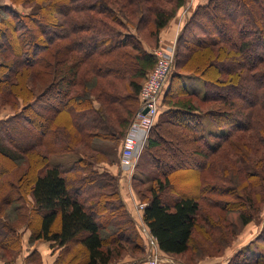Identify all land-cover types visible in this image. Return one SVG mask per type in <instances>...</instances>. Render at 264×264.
Here are the masks:
<instances>
[{
  "label": "trees",
  "instance_id": "obj_1",
  "mask_svg": "<svg viewBox=\"0 0 264 264\" xmlns=\"http://www.w3.org/2000/svg\"><path fill=\"white\" fill-rule=\"evenodd\" d=\"M8 1L10 5L0 6V88L11 94L18 82L14 80L22 77L19 85L25 95L17 94V99L26 103L18 114L50 141L36 147L40 169H32L28 191L23 187L22 206L12 212L17 221L9 222L0 213V248L9 255L5 259L0 254L1 260L14 261L21 248L19 230L26 228L29 244L49 243L57 253L54 264H113L128 249L143 254L135 260L144 262L142 240L115 178L94 165L118 162L142 83L156 63L146 46L157 47L161 31L186 0H33L35 9L27 14L14 7L30 8L29 0ZM174 69L162 94L167 110L158 116L143 148L159 178L143 201L142 220L169 258L189 251L200 202L217 197L199 172L210 164L208 155L245 132L255 136L254 151L264 155V0H207L198 5L178 39ZM185 75L200 78L202 95L184 87ZM26 77L29 86L22 81ZM7 100L5 105L12 107ZM200 115L217 127L228 126L212 136V144L203 135ZM161 126L177 131L174 145L159 134ZM8 129L0 130V156L20 163L22 157L5 144ZM49 146L48 156L74 152L78 157L70 168L51 166L40 155ZM242 164L254 171L246 172L247 177L257 174L249 161ZM171 173H178L181 181L194 178L195 185L190 191L177 189ZM9 186L13 189V183ZM239 197L247 212H238L236 223L226 218L234 224L233 232L228 238L222 233L196 255L213 249L222 253L263 205L251 195ZM110 227L116 232L107 236ZM242 262L264 264V251H250Z\"/></svg>",
  "mask_w": 264,
  "mask_h": 264
},
{
  "label": "rangeland",
  "instance_id": "obj_2",
  "mask_svg": "<svg viewBox=\"0 0 264 264\" xmlns=\"http://www.w3.org/2000/svg\"><path fill=\"white\" fill-rule=\"evenodd\" d=\"M206 1L207 0H186L185 5L172 19L174 20L176 18L177 21V29H175V37H173L174 40L172 44L161 43V33L164 30L163 29L159 35L157 47L155 49H152L146 46V49L155 56L156 62L158 61L159 54L171 55L173 53V56L171 58V71L168 75L163 92H166V90H168L169 82L175 72L174 61L178 39L183 34L184 29L187 26L190 17L196 10L197 6L205 3ZM29 2H31V5L29 6H32L30 8L23 7L21 5L14 8L19 13L27 14L30 12V10L33 11L35 9L34 6H36V3L34 4L35 1L29 0ZM2 5H10V3L8 0H0V6ZM150 72L148 73L147 77L149 76ZM20 79H22V77L19 75L14 80H18V82L16 83L17 86L12 90L11 94L9 91H6L4 87L0 88V130L1 128H9L5 144L8 148H12V150H14L22 157V161L20 163H15L0 156V213L1 216H3L5 220L7 219V221L9 222H12L13 220L17 221V218H13L14 215L12 214V212L19 211V206H22L23 201L21 194L24 193L23 187H25V189L28 191V178H32L31 174H33L34 171L32 169L34 167L40 169V165H36V160H38L36 147L43 144L48 145L47 142L50 141L49 137L43 136L39 131L31 129L27 126L26 123H24L22 118L23 113L18 114V111L22 109V107H24L26 103L20 99H17V94L25 95V93L22 91V84L19 85ZM22 81L25 84L24 86L30 85L29 77L24 78ZM182 81L184 83V87L189 91H193L198 95L203 94L202 81L197 76L185 75ZM171 89H174V87H171ZM163 92L160 95L159 117L167 110V107L163 102ZM5 97L8 98L7 102H9L12 107L5 105ZM139 106L140 101L123 138L126 136L129 127L131 126L134 117L139 109ZM199 118L202 123L203 135L211 144L214 142L212 136L222 134L228 129V126L217 127L213 120L207 116L200 115ZM157 121L158 117L156 118L154 125ZM154 125L152 126V128L154 127ZM161 127L162 129L159 130V134L161 132L164 133V135H166L164 137L167 140H171L172 145H174L176 142L175 137L177 135V131L174 130V128L169 129L170 127L167 126ZM56 136H58V134H56ZM148 136L149 135H147V137ZM147 137L145 143H143L138 148L139 155L136 159V165L134 166V168H122L119 164V159L117 163L113 164L101 163L98 165H94L96 166L95 169H97L98 172H106L115 178L119 195L125 207L127 203L130 204L129 195L132 196L133 202L130 204V206H132L133 212L138 211L139 213H142L143 211L139 209V205L144 204L143 201H148V191L151 188L154 189L156 187L154 179L159 178L157 169H155L148 155L143 151V148L147 142ZM254 137L255 136L251 132L240 133L236 135L234 139L232 138L227 143H225L218 153L212 156L208 155L210 164L203 165V169H201L199 172L201 174V179H203L205 183L208 182L210 186H214L212 192L213 194H217V197L207 199V201H211V203H207L206 201L205 203L200 202L202 210L197 217V223L193 231L189 251L183 257L177 258H169L159 251V259L161 260V264H247L245 262L243 263L242 260L243 258H247L248 252L264 251V161L261 163L259 162L260 158H263L264 160V155H262L260 152L256 153V151H254L255 148L257 149L258 147L256 141L253 139ZM43 138H45L44 141ZM165 144L164 146H166ZM18 146L20 148H25V151H22L23 153H21L17 149ZM50 149L51 146L46 149H42V151H40V155L48 157V164L51 166H60L63 169H67L72 166V164L78 157V154L74 152L61 153L57 155L51 154L48 156L47 152ZM52 149L53 151H56L55 148ZM118 150L120 151V149ZM244 159H246V161H249L257 171V174L254 177H247V173H251L254 171L250 169L247 164L246 167H244L245 165L243 164L241 165V161H243ZM242 166L243 170L245 171L244 174L241 172ZM22 172H25V174L27 175H22L20 177ZM168 176L172 181L171 184L174 185L177 189H186L190 191L191 188H193V186L195 185L194 178H190L187 181H181L180 179H177L178 173H171L168 174ZM121 179L126 181V186L122 184L120 187L119 181H121ZM10 183H13V189H10ZM207 189H210V187H208ZM219 192L220 194H218ZM222 193L224 194V196H222ZM242 193L251 195L252 199L259 204L260 202L263 203L261 207H257V212L254 211L256 213L254 214L252 221L248 225L240 229L237 236L231 241L229 246L222 251V253L215 252L217 250L213 249L212 251L202 253L201 255H196L195 252L197 249L201 250L202 246L210 247L211 244H214L218 241V238L220 235H222V233H225V237L228 238L230 232H233L234 224H230V222L226 220V218H230L231 222L233 220L234 223H236L235 217L237 213L242 210H245L247 212L245 202L240 200V197L238 198V196H240ZM224 203H226L225 208H223ZM13 208L14 210H12ZM8 213L9 216H7ZM128 214L134 224L136 233L142 240V247L144 249L145 256L144 260H146L151 255V246L149 243V235L147 231L148 229L146 230V226L143 224L142 219L141 221H137L131 216L129 212ZM116 222L119 225L122 224L120 222V219H117ZM125 224L127 225V223ZM25 231L29 232L26 228H22L21 230H19L21 236V248L17 252L16 257L18 255L20 256L23 253L22 235L25 236ZM110 231H112L113 233L116 232L115 227H110L108 231L106 230L105 234L108 236L112 233ZM29 245L31 246V244ZM126 246L129 247V245ZM127 252V254H124L113 264H140V262H137L138 260L135 259L142 258L143 254H134L129 249L127 250ZM0 254H2L5 259L9 257L7 252H3L1 248ZM38 258H34L33 262L29 261L30 259H26V262L28 264H41V260ZM15 259L13 262H15ZM0 262L8 264L7 262L2 261L1 258ZM61 264H66V261Z\"/></svg>",
  "mask_w": 264,
  "mask_h": 264
},
{
  "label": "built area",
  "instance_id": "obj_3",
  "mask_svg": "<svg viewBox=\"0 0 264 264\" xmlns=\"http://www.w3.org/2000/svg\"><path fill=\"white\" fill-rule=\"evenodd\" d=\"M172 56L173 53L171 55H158V61L140 89L139 109L120 145L118 159L122 168H134L136 159L139 155L138 148L145 143L146 137L159 115L160 95L163 92L168 75L171 71ZM144 207V204L139 205L140 210H143ZM148 235L151 255L140 264H161L157 242L149 231Z\"/></svg>",
  "mask_w": 264,
  "mask_h": 264
},
{
  "label": "crops",
  "instance_id": "obj_4",
  "mask_svg": "<svg viewBox=\"0 0 264 264\" xmlns=\"http://www.w3.org/2000/svg\"><path fill=\"white\" fill-rule=\"evenodd\" d=\"M177 21L176 18L172 20L169 25L162 31L161 33V43L164 44H172L173 43V37H175V29H177ZM120 187L122 184L126 186V181L121 179L119 181ZM130 197V204L133 202V198L131 195ZM129 203L126 204L127 211L131 214V216L136 219L137 221L142 219L143 211L142 213H139L138 211L133 212L132 206H130ZM144 224V222H143ZM145 225V224H144ZM147 230V227H146ZM148 231V230H147ZM25 236L22 235V246H23V253L16 257L15 262L10 264H28L26 262V259H30L29 261L33 262L34 258H38L41 260V264H54L57 253L53 252V250L50 248L49 243L45 242H36L33 245L28 244V238H29V232L25 231ZM38 256V257H37ZM0 264H5L3 262H0ZM31 264V263H30ZM131 264V263H130ZM133 264V263H132Z\"/></svg>",
  "mask_w": 264,
  "mask_h": 264
}]
</instances>
